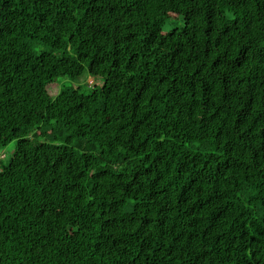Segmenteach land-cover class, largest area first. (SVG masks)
I'll list each match as a JSON object with an SVG mask.
<instances>
[{
    "label": "trees",
    "instance_id": "16d2710c",
    "mask_svg": "<svg viewBox=\"0 0 264 264\" xmlns=\"http://www.w3.org/2000/svg\"><path fill=\"white\" fill-rule=\"evenodd\" d=\"M0 264H264V0H0Z\"/></svg>",
    "mask_w": 264,
    "mask_h": 264
},
{
    "label": "rangeland",
    "instance_id": "374dc122",
    "mask_svg": "<svg viewBox=\"0 0 264 264\" xmlns=\"http://www.w3.org/2000/svg\"><path fill=\"white\" fill-rule=\"evenodd\" d=\"M183 25V17H169L163 26V31L166 32L171 30L172 28H181ZM64 80L67 82V84L83 85L85 91H89L90 87L95 86V84L103 83L102 81H97L93 76L89 75L87 72H83L79 80L74 81L69 78H65ZM57 84L61 85V83H58V81H56L55 85ZM15 143L16 141L13 140L8 146L3 149L2 153L4 155H2L1 157L4 156V163H7L9 159L14 155Z\"/></svg>",
    "mask_w": 264,
    "mask_h": 264
}]
</instances>
